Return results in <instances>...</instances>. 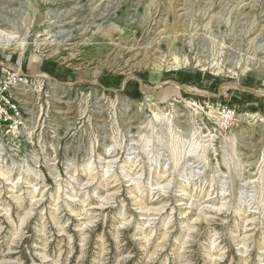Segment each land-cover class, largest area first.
Wrapping results in <instances>:
<instances>
[{
	"label": "rangeland",
	"instance_id": "1",
	"mask_svg": "<svg viewBox=\"0 0 264 264\" xmlns=\"http://www.w3.org/2000/svg\"><path fill=\"white\" fill-rule=\"evenodd\" d=\"M0 37V264H264V0H0Z\"/></svg>",
	"mask_w": 264,
	"mask_h": 264
},
{
	"label": "built area",
	"instance_id": "2",
	"mask_svg": "<svg viewBox=\"0 0 264 264\" xmlns=\"http://www.w3.org/2000/svg\"><path fill=\"white\" fill-rule=\"evenodd\" d=\"M28 83V76L16 70L8 71L0 81V128H18L24 124V115L14 102L16 94Z\"/></svg>",
	"mask_w": 264,
	"mask_h": 264
},
{
	"label": "bare ground",
	"instance_id": "3",
	"mask_svg": "<svg viewBox=\"0 0 264 264\" xmlns=\"http://www.w3.org/2000/svg\"><path fill=\"white\" fill-rule=\"evenodd\" d=\"M247 8H248V7H247ZM1 34H2V33H1ZM67 34H68V33H67ZM128 34H129L128 32H127V33H124V35H123V36H124V37H123L124 40H125V38L127 37L126 35H128ZM1 36H2V35H1ZM2 37H3V36H2ZM2 37H0V39H1ZM4 38H5V37H4ZM7 40H8V39H7ZM14 40H16V39H14ZM4 41H5V40H4ZM9 41H10V40H9ZM12 41H13V40H12ZM28 92H29V91H26V90L21 89L20 92H18L17 94H18V96H20V97H21V96L24 97V96H26V95L28 94ZM258 93H260V92H258ZM17 94H16V95H17ZM260 94H261V93H260ZM157 119H158V118H157ZM142 205H143V204H142ZM180 205H181V204H180ZM142 208H143V206H142ZM145 209H146V207H145ZM219 210H221V209H219ZM210 211H211V210H210ZM5 262H6V261H5Z\"/></svg>",
	"mask_w": 264,
	"mask_h": 264
}]
</instances>
